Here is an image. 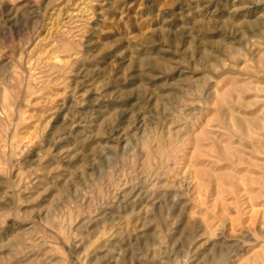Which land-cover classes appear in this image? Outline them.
<instances>
[{"label":"rangeland","instance_id":"rangeland-1","mask_svg":"<svg viewBox=\"0 0 264 264\" xmlns=\"http://www.w3.org/2000/svg\"><path fill=\"white\" fill-rule=\"evenodd\" d=\"M0 264H264V0H0Z\"/></svg>","mask_w":264,"mask_h":264}]
</instances>
